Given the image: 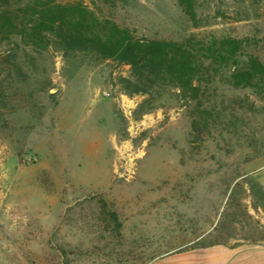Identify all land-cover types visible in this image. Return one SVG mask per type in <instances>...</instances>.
I'll return each mask as SVG.
<instances>
[{
	"label": "rangeland",
	"instance_id": "374dc122",
	"mask_svg": "<svg viewBox=\"0 0 264 264\" xmlns=\"http://www.w3.org/2000/svg\"><path fill=\"white\" fill-rule=\"evenodd\" d=\"M86 3L138 36L249 37L264 63V0H196V25L178 0ZM130 74L0 46V264H157L264 245V190L245 171L264 155V94L217 80L223 110L206 129L175 93L141 110L147 96L121 87Z\"/></svg>",
	"mask_w": 264,
	"mask_h": 264
},
{
	"label": "trees",
	"instance_id": "16d2710c",
	"mask_svg": "<svg viewBox=\"0 0 264 264\" xmlns=\"http://www.w3.org/2000/svg\"><path fill=\"white\" fill-rule=\"evenodd\" d=\"M178 2L196 25V0ZM4 44L23 47L28 55L58 49L64 56L84 54L97 63L128 65L130 78H121V87L131 96H147L141 110L154 109L160 97L175 93L187 106L193 104L195 127L208 129L223 110L214 99L217 80L233 89L264 94V63L249 37L138 36L86 0H0V46Z\"/></svg>",
	"mask_w": 264,
	"mask_h": 264
},
{
	"label": "crops",
	"instance_id": "0c3cea01",
	"mask_svg": "<svg viewBox=\"0 0 264 264\" xmlns=\"http://www.w3.org/2000/svg\"><path fill=\"white\" fill-rule=\"evenodd\" d=\"M245 171L264 190V155L249 162ZM157 264H264V245H249L236 249L213 245L170 254Z\"/></svg>",
	"mask_w": 264,
	"mask_h": 264
}]
</instances>
